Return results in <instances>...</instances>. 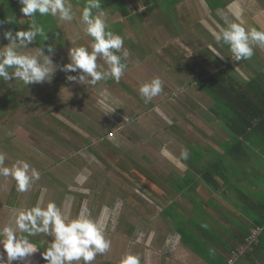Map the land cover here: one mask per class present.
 <instances>
[{
	"label": "crops",
	"instance_id": "1",
	"mask_svg": "<svg viewBox=\"0 0 264 264\" xmlns=\"http://www.w3.org/2000/svg\"><path fill=\"white\" fill-rule=\"evenodd\" d=\"M71 1L75 3L78 0ZM193 1H195L196 4H200L199 6L203 11L199 10L200 15L197 16L198 23L195 24H199L201 28H199V30L195 29V25H190V22L186 20L188 23V29H183L184 32L179 33L176 29L177 25L174 23L175 25H172H174L176 33H172L169 28H165L166 37L160 39V35L163 33L159 34L156 44V48H159L162 52L161 55L165 57L171 55L177 60L174 64L178 67H182L176 68L179 73H184V71L190 69L189 67L191 64H189V57L192 55L191 50H194L192 46L193 43L190 41L199 38L204 39L205 33H207L209 39L215 42L212 32H219L222 27H226L228 23L235 21L236 12L242 13L246 27H256L258 30L264 29V0H217L218 2H222L220 5L221 7L214 8L209 5L208 0H183L182 2L192 3ZM73 3L72 6L76 15L75 17L78 19L80 18V16H78V10H80L81 13L83 8H77L79 5L74 6ZM144 7H146V3L144 4ZM102 9L106 13V18L108 19L110 14L107 15V6L104 4V8L102 7ZM151 10L152 7L150 8V12ZM205 10L207 14H209L208 16H210V14L214 15L210 16L211 19L209 18L210 21H208V23H205V18L202 17ZM52 18L56 20L55 17ZM111 18L112 20L115 18L121 19L116 13L114 15L112 14ZM129 18H131V16H129ZM188 19L191 20L192 18ZM176 21L179 23V18H176ZM181 21H184V18ZM191 21L193 22V20ZM137 23H139V25L143 24L144 26V22H135L134 24H130L129 27L131 28L128 29H133V33L138 32L135 28ZM43 25H46V23L44 24L43 22ZM124 25L126 26V23H124ZM195 30L197 32H195ZM115 32L116 31H114V33ZM116 34L125 37L123 48L128 47L127 49H132L136 54L134 58H127V61H125L127 64H131L132 60L137 58L139 50L141 51L140 47L142 42L139 37L131 32L129 35H126L127 37L125 36L124 31H119ZM145 35L147 36L145 33L141 37L146 38ZM151 35L152 38L150 44H146V46H150V50H152V44H154V37H156L154 33ZM167 37L172 40H168ZM135 40H138L140 43L135 44ZM206 44L208 46L205 47V51H203L204 56L200 53L201 51L198 52L197 55L195 54L198 58L199 64V67L195 68V71L197 70L200 76H202L205 68L212 70L209 75L222 69L228 68L232 70V68H236L234 61L230 64L229 62H224L220 59L221 66L217 67L214 52L212 51V48H210V44L207 42L205 45ZM146 49L148 50H145L146 54L150 53V50L147 47ZM221 49L230 54L228 46H224ZM175 50L179 53L181 52L179 54L180 57L171 54H177V52H174ZM261 52L264 53V47L255 46L254 54L251 58L240 60L241 63L238 61L240 63L238 65L241 66L240 68H245L243 72L239 70L244 78L247 77L248 73L251 75L250 80L259 78L261 74H263V72L257 74L256 68L249 66V64L254 65L255 63H259L260 66L264 68V54L260 55ZM261 56H263V58H261ZM214 68L217 69L214 70ZM59 71L60 73H65L60 69ZM143 72H145V69L143 68L142 70L141 68H127L118 82L120 84L118 87L130 90L131 92H134L135 95L137 94L138 96L134 99L136 101V107L133 105L134 111H137L140 115L147 114L149 117V120L146 121L149 123V130L152 136L141 134V138L144 136L148 137L145 139V143L140 146V149L147 150L155 157V154H158L155 143V140L159 141V139H155L157 136L160 137V142L166 143V146L172 155L170 156L173 157L177 150L170 147V144L168 143V138H170L168 133L170 135L172 133L167 129L175 124L173 116L167 114V108L163 109L165 114L162 112V106L166 105L161 104V102L165 99H161V96L154 98L152 106L143 109L141 108L142 105L140 103L145 104V102L140 98L139 92H135V89L138 90L143 83L141 77ZM150 75L152 76L151 73ZM151 76L150 79L153 77ZM157 76L161 77L159 74H157ZM207 76L208 75H206V77ZM176 78L179 80L181 79L178 75ZM205 78L201 77L199 82ZM163 82H165L163 88L170 90L169 93H167L166 90V93L164 90L160 93L164 96L173 93V88H175V91L181 88V86L178 85V80L175 79V76L171 78V80L168 79ZM66 84L67 83L65 82L64 85ZM44 88H46V86H44ZM197 93L200 96L206 97L207 95L201 91ZM191 94L194 98L197 97L200 100L202 99V102L205 101L203 98L196 96V93L193 94V92H191ZM56 100H58L56 103H59L60 101L64 102L62 97L57 98ZM212 101L213 105L211 108L208 109L206 114L205 112H201L202 115H200V117L204 120L207 119L212 123L213 129H210L209 131L214 132L212 137H214L215 145L200 146L196 144H187V147H185L189 151V157L185 160L186 163L180 162L177 164V161H173L172 159L166 160V157L162 154L161 158L164 160H162V163H158L160 167L157 165V162L151 164V168L150 166L148 168L145 166L143 167L141 166V162H133L131 160H120L115 162V156L118 152L116 149H121L128 142L129 136L127 135V132L122 135L120 132L122 133L124 129L120 132L118 131L115 134V137H117V135L119 138L122 136V138L125 139V142L122 143L121 138L119 140H115V138L113 139V143L108 142L110 143V147L111 145L114 146L111 148L105 147L107 140L113 141L111 140L112 138H108V133L112 130L114 132L117 127L110 122L111 120H107L106 125L109 126L111 131L103 132L101 130L98 132V138L96 139L97 144L99 145H97L98 149H90V160L87 159L85 161V166H83L84 168L80 171V186L76 189V192L79 197H81L82 204L84 202L87 204L91 215L96 218L103 213L107 219V225L109 226L115 223L117 217L121 218L125 214V212H123V206L124 202L128 201L129 208L134 212V215L128 216L131 218L130 222L133 223V226L135 227L128 228L129 231L132 230L130 233L134 234L132 236V241H128L126 246L122 244L126 239L125 237L119 236V238H116L118 239V243L121 244L119 245L121 251L118 252L120 254V259L125 253L131 252L140 257V264H227L230 250L232 248L240 247L242 241L245 240L246 234L253 229V226L255 225L254 217L248 212L245 213V210L243 209L248 208V205H246L248 198L249 200L255 199V195L253 194L257 190L254 178L256 179V177L260 175L264 177V152H257L259 153V156L256 153L258 158L249 157L250 159L246 162L239 163L240 167H237L230 162L232 168L239 169L242 174V182H239V186L242 187V190H236V194H238L237 199L242 202V207L239 206L240 209L238 207L235 208V204L234 207H232L233 203H231L230 199L233 198V195H229L227 192V188L230 187V173H227L228 169L226 166V161H231V157L228 154L229 149H226L227 143L231 140V133L228 132L224 124L220 121V117L216 118L212 115L214 100ZM45 102H47V100ZM170 102H173L172 104L175 103L171 98ZM130 104L132 105L133 102ZM167 105L170 104L167 103ZM56 107L58 106L55 104V109L49 108L45 115L41 116V119H32L34 115L33 113L39 111V109L34 110L33 113L29 112L31 115H27L25 112L21 113L20 111L11 116L10 121L16 122V124L13 123L15 124V127L12 129L8 126V130L14 133L15 129L16 135L15 133L14 135L17 140L10 139V141H8L5 139V136H3V133L0 132V152L6 154V166L10 167L17 159L26 158V153L29 152L25 149L28 147V145H26L27 140L36 143L35 140L40 134L47 136L46 131L57 132L59 129L62 130V127H68V121L64 118L65 113H62V111L58 112ZM129 107L131 106H121V112L117 113V117L120 120L124 119V114L127 112L129 113L127 110ZM150 109L152 111H149ZM156 109L159 110L157 111ZM23 119H28L30 121L24 123ZM160 122L165 123V125H160ZM8 130L6 132H8ZM187 131L188 130L186 129L185 133ZM177 132L179 131L177 130ZM14 135L11 138H13ZM71 135L73 136L74 133H71ZM180 135L185 137L179 132V136ZM101 136H104V138H101ZM89 138L90 137L87 136L85 140L87 143V151H89ZM4 142L9 145L4 146ZM17 142H19L20 145H23L24 150L17 152ZM10 145H12L13 148H11ZM194 152H196L198 156L197 161H193L190 158V155ZM53 153L56 155L57 150H53ZM128 153H132L131 155L134 154V152L130 151ZM205 155L209 157V160L203 158ZM110 158L113 160H111V164L108 165L107 163ZM254 159L257 160V162H254ZM259 161L261 162L259 163ZM196 166L199 169L197 171L195 169ZM163 167L164 169H162ZM125 171L133 177L127 178L124 173ZM174 173L180 174L182 180L176 181L170 177ZM191 173H194L195 180L193 179V176H191ZM206 175L208 176V179L206 178ZM236 176H239L238 172ZM210 178L213 179V182L209 181ZM94 184L100 185L101 191L98 192L95 197H91L89 187ZM43 187L45 188L47 186L43 185ZM240 191L247 195L246 200L242 197ZM73 196L76 199L78 198L76 195ZM38 199H42L44 205L53 200L49 197V194L45 189L35 191V186H32L25 193H20L16 191V182L13 178L0 176V228L10 222L17 209L21 207L30 208ZM19 201L23 203L21 206L19 205ZM89 201L91 202L89 203ZM145 202L148 203V205ZM59 203H63L61 204V207L69 215L72 213L74 202H70L67 198V200H60ZM89 205L91 208H89ZM223 212L225 214H223ZM146 217H148V219H146ZM126 231L127 230L124 232ZM31 239L41 247L40 251L31 258L32 264H46L41 257V252L44 251L48 240H51V238L38 235ZM0 251H2V245H0ZM119 262L120 260H118V264ZM13 264H17V262H13ZM235 264H264V238L261 240V244L257 247L254 254L239 259Z\"/></svg>",
	"mask_w": 264,
	"mask_h": 264
},
{
	"label": "rangeland",
	"instance_id": "2",
	"mask_svg": "<svg viewBox=\"0 0 264 264\" xmlns=\"http://www.w3.org/2000/svg\"><path fill=\"white\" fill-rule=\"evenodd\" d=\"M16 1L18 0H13L12 2H10V0H0V21H6L7 18L12 19L13 21V24L5 23L3 26H0V46H4L8 43V40L4 39L3 37V31L8 29H13L14 31L27 30L28 28L27 17L24 16V14L19 16L17 15V17L15 15L18 12H21V5L17 4ZM182 1L183 0H151V2L150 0H101V5L103 7L104 4L105 6H107V15L110 14V17L108 19L106 18L108 28L113 32L116 31L115 33L124 31L125 36L129 35L131 32L132 34H135L137 37H139L140 41L142 42V48L140 47L141 51L139 50L140 54L137 50V58L133 59L131 64H127V68H141V70L142 68L145 69V72H143L141 76L143 79V83L147 80H150V73L153 77H159L157 76V74H159L161 76L159 78L162 81H166L168 79L171 80V78L175 76V79L178 80V85L182 88L177 89L176 91L175 88H173V93L168 94L167 96L159 94L158 96L154 97L157 98L161 96V99H165L163 100V102H161V104L166 105L162 106V112L163 114H165V111L163 109L167 108V114L173 116L175 125L170 126L169 129H167L170 133H172L171 135L168 133V136H170V138H168V143L170 144V147L175 148L177 151L174 153L173 157H171L172 155L166 157V160L172 159L173 161H177L181 157V151L182 149H185L187 147V144H196L200 146L215 145L213 139L214 137H212L214 135V132L209 131L210 129H213L212 123L207 119L204 120L202 117H200V115H202L201 112H205V114L208 112V109H210L213 105V101L207 95L205 97L200 96L197 93L200 92L197 87L199 80L201 79V77L205 78L206 75H209L212 70L205 68L202 76H200L197 70L195 71V68L199 67L198 58L196 56L197 53L201 51L200 53L202 54V56H204L203 51H205V47L208 46L207 44L205 45V43L207 42L210 44V48H215L220 53V55L224 57L221 58L220 56H216V54L214 53L215 62L217 61V67L221 66V61H227L230 64H232V62L234 61L236 68H232L233 72L242 75L239 70H241L242 72L245 70V68H240L241 66L238 65L241 63V61L239 63L238 61L233 60L231 58V53L229 54L228 52L222 50L219 45H217L213 40L209 39L207 33H205L204 39H200L198 37L199 39L190 41L193 43L192 46L194 50H191L192 55L191 57H189V64H191V66L189 67L190 69L188 71H184V73H179L176 70V68L182 67H178L174 64L177 61L174 57H172L171 55H169V57L161 55L162 52L159 48H156V44L159 34L163 33L162 35H160V39L166 37L165 28H169L172 33H176L174 28V25L176 24L177 31L179 33H183V29H188V23L186 22V20H188L190 22V25L192 26L198 23L197 16L200 15V4H196L195 1H193L192 3ZM208 1L209 5L212 7H215V5L218 3L217 0ZM70 2L71 4L73 3L71 0ZM145 3L146 7H144ZM73 5H79V7L77 8H83L85 6V0H78L77 2L73 3ZM151 7L152 10L150 12ZM115 13L117 14V16L121 17V19L115 18L112 20V14L114 15ZM80 15V10H78V16ZM208 15L209 14H207L205 10V13L202 16L203 18H205V23H208V21H210V16H214L212 14H210V16ZM129 16H131V18H129ZM176 18H179V23L176 21ZM183 18L184 21H181ZM188 18H192L191 20H193V22ZM43 22L44 24L46 23V25H44V29L45 32L48 33V40L44 43L43 38L38 37L37 41L30 44L29 47L31 48L26 49V51L35 54L38 52L39 48L45 47V52L46 54H48L47 46L52 45L54 50L51 53V57L53 63L57 65V71L54 73L53 78L50 82L29 84L28 86L19 80L6 82L2 78H0V132L3 133V136H5V139L8 141H10V139H14L15 141L17 140V138L15 139V129L14 135L12 131L8 130V126L11 129L15 127L16 122L10 121V118L13 114H16L20 111L21 113L25 112L27 115H31V113L29 112L33 113L34 110L39 109V111H35L33 113L34 115L32 119H41V116L45 115L49 108L55 109L56 104V106H58L56 107L57 111H62V113H65L64 118H66V120L68 121V127H62V130L59 129L57 132L46 131L47 136H43V134H40L39 132L40 135L35 140L36 143H34L33 141L32 143L31 141L27 140L28 143L26 142V145H28V147H26L25 149L29 152L26 153L27 156L25 160H27L41 174L40 179L38 181H35V183L32 185L35 186V191L45 189L48 192L49 197L53 199L52 201H55L58 206H61V204H63L59 203L60 200H67V198L70 200V202H74L72 213L70 214V216L74 217L79 212L82 205L80 199L81 197H79L76 192V189L80 186V171L84 168L83 166H85V161L87 159L90 160V149H98L99 145L97 144L96 140L98 138V132L101 130L103 132L111 131V129H109V126L106 125L107 120H111L110 122L117 127L114 132L113 130L110 132L114 134L113 137H109L110 133H108V138H112L111 140L115 138V140H119L121 138V142L124 143L125 139H123L122 136H120V138L118 137V135V138L115 137V134L118 131H122L123 129L124 130L122 131V133L120 132V134L123 135L127 132V135L129 136L126 145H122L123 147L121 149H116L118 152L117 155L115 154V162L120 160H131L133 162H141L142 165H140L147 168L149 166L151 168V164L157 162V165L159 166L158 163H162V160H164L161 158L160 150L161 147L166 146V143L160 142V137L156 136L155 139H159V141L155 140L158 150V154H155L156 158L147 150L140 149V146L145 143V139L148 137L144 136L143 138H141V134L151 135L149 130V123L146 121L149 120V117L147 114L141 113L142 115H140V113L134 111L133 105L136 107V101L134 99L138 95H135L134 92H131L130 90L119 88L118 86L120 84L116 80L110 78L107 80H101L97 82L96 85H92L90 83L84 85L76 82H69L66 79L67 74L60 73L59 66L67 64L69 62L68 49L70 47H77L80 45L90 46L93 42L92 38L87 36L83 32L84 26L80 23V18L77 19L75 17L73 21L67 22L60 21L58 18L54 20L50 15L41 17L39 16V14H37V23L43 25ZM135 22H144V26L143 24L139 25V23H137V26L135 28L138 32L133 33V29L131 30L128 28H131L129 27L130 24H134ZM124 23H126V26L124 25ZM199 28H201L199 24L195 25V29L199 30ZM195 32L197 31L195 30ZM145 33L147 34V36L145 35L146 38H142L141 36ZM153 33L156 37H154L152 50H150V46H146V44H150V40L152 38L151 34ZM169 37H167V39L172 40ZM139 43L140 42L138 40H135V44ZM146 47L150 50V53L148 54H146L145 51L147 50ZM127 48L128 47L123 48L119 54L122 55L123 51L127 50L129 53L127 58H134L136 54L132 49L130 50ZM174 52H177V54H171L180 57L179 54L181 52L179 53L177 50H175ZM263 54L264 53L261 52L260 55ZM261 58H263V56H261ZM97 63L104 64L105 68L108 67L101 57H98ZM249 66L255 67L257 74H261L262 72L264 74V68L261 67L259 63H255L254 65L249 64ZM215 69L217 68H214V70ZM69 74L76 75V73ZM177 75L179 76V78H181L180 80L176 78ZM250 76L251 75H249L248 73L246 79L250 80ZM65 82L67 83L66 85H64ZM44 86H46V88H44ZM163 90H166L167 93H169L170 91L166 88H163ZM137 91L138 90L135 89V92ZM102 92L107 93V95L109 96V99L106 101V103H109L111 105V107L114 109L113 112L106 113L99 107L98 101L102 99ZM191 92H193V94L196 93V96L203 98L205 101L202 102V99L200 100L196 96V98H194ZM61 97L62 99H64V102L60 101L59 103H56L58 101L56 99ZM167 97L169 98V100ZM170 98L173 99V101L175 102L174 104H172L173 102H170ZM153 99L151 100V102L147 103V105L140 103L142 105L141 108L144 109L145 107H151ZM46 100L47 102H45ZM132 102L133 104L131 105L130 103ZM167 103H169L170 105H167ZM122 105H130L131 107L127 108L129 113L127 112L126 114H124V119L120 120L117 117V113L121 112L120 110L122 109ZM149 111L152 110L150 109ZM212 115L218 118V115L213 114V112ZM23 120L24 123H28L30 121L28 119ZM159 124L165 125V123L162 122H160ZM176 129L185 137H182L181 135L179 136V132H177ZM186 129L188 131L185 133ZM7 130L8 132H6ZM71 133H74V135L72 136ZM13 135L14 137L11 138ZM87 136L90 137L89 151L86 150L87 143L85 142V140ZM101 138H104V136H101ZM108 142L113 143L114 140L106 141L105 147L111 148L113 145H111L110 147V143ZM3 144L4 146L9 145L6 144V142H4ZM10 146L11 148H13L12 145ZM16 146L18 148L17 152H19L20 150H24L23 145H20L19 142H17ZM53 150H57L56 155L53 153ZM129 151L134 152V154L131 155L132 153H128ZM190 156L193 161H197L198 156L196 152L192 153ZM203 158L208 159L209 157L205 155ZM111 160L113 159L110 158L109 162L107 163L108 165L111 164ZM180 162L186 163L185 160L182 159L180 160ZM226 166L228 169L227 173H230V187L227 188V192L229 195H233V198L230 199L231 203H233L232 207H234L235 204V208L238 207L240 209L239 206L242 207V202L238 201L239 199H237L238 194H236V190L242 188L241 186H239V182H242V174L239 169L231 167V163L229 160L226 161ZM162 169H164V167ZM195 169L196 171L199 170L197 166L195 167ZM237 172L239 173V176H236ZM124 173L126 174L127 178L133 177L126 171ZM191 176H193V179L195 180L194 173H191ZM170 177H172L176 181L182 180V176L178 173H174ZM254 182L257 191L253 195L264 196V177L262 175L257 176L256 179L254 178ZM43 185L47 187L44 188ZM100 191V185L94 184L93 186L89 187L91 197H95V195ZM72 194L76 195V197L78 198L76 199ZM90 202L91 201H89V203ZM22 204L23 203L19 201V205L21 206ZM146 204L148 205V203ZM89 208H91L90 205ZM123 208V212H125V214L121 218L117 217L115 223L111 226L108 225L107 227L106 236L111 241L110 250L107 253L98 254L92 264H118V260H120V254L118 252L121 251L119 245L121 244L118 243V239L116 238H119V236L125 237L126 239L122 243L125 246L128 244V241H132V236L134 233L131 234L130 232L132 230L129 231L128 228L135 226H133V223L130 222L131 218L128 215H134V212L129 208L128 201L124 202ZM243 210H245V213H247V209ZM223 214L225 213L223 212ZM146 219H148V217H146ZM125 230L127 231L124 232ZM80 264H83V261H81Z\"/></svg>",
	"mask_w": 264,
	"mask_h": 264
},
{
	"label": "clouds",
	"instance_id": "3",
	"mask_svg": "<svg viewBox=\"0 0 264 264\" xmlns=\"http://www.w3.org/2000/svg\"><path fill=\"white\" fill-rule=\"evenodd\" d=\"M18 2L21 13L27 17L28 28L3 31V37L8 43L0 46V78L6 82L19 80L27 86L50 82L57 71V65L51 57L54 50L52 45L47 46L48 54L45 47L39 48L35 54L27 52L26 49L31 48L29 45L37 41L38 37L43 38L44 43L48 40V33L37 23V14L70 22L75 19L73 6L70 0ZM5 23L13 24V21L7 18L6 21H0V26ZM80 23L84 26L83 32L93 42L90 46L80 45L68 49L69 62L59 66L67 74V81L96 85L101 80L111 78L119 82L128 67L125 61L129 53L124 50L122 55L118 54L123 49L125 37L108 28L101 0H85ZM212 35L221 48L228 46L231 58L235 61L251 58L255 46L264 47V29L246 27L241 12L235 13V21L222 27L219 32H212ZM212 51L216 56L224 58L215 48ZM98 57L103 59L107 68L104 64L97 63ZM163 87L164 82L159 77H153L141 84L138 89L139 96L147 104L163 91ZM101 96L102 99L98 101L101 110L106 113L113 112L111 105L106 103L109 99L107 93L102 92ZM160 151L165 157L171 155L167 146L161 147ZM188 157V149H182L177 164ZM6 159V154L0 152V176L13 178L16 191L25 193L40 179V172L27 160L17 159L9 167L5 165ZM107 227L105 215L102 213L94 218L86 203L72 217L55 201L44 205L42 199H38L30 208L17 209L10 222L0 228V264H32L31 258L41 247L31 238L38 235L51 237L41 252L46 264H80L81 261L83 264H92L98 254L107 253L111 248V241L106 237ZM119 264H140V257L127 252L121 257Z\"/></svg>",
	"mask_w": 264,
	"mask_h": 264
},
{
	"label": "trees",
	"instance_id": "4",
	"mask_svg": "<svg viewBox=\"0 0 264 264\" xmlns=\"http://www.w3.org/2000/svg\"><path fill=\"white\" fill-rule=\"evenodd\" d=\"M12 1L10 0V2ZM16 3L19 4L18 1ZM221 3L219 1L215 7H221ZM15 15L17 17L22 13L18 12ZM42 26L44 27V25ZM197 87L214 100L213 114H217L218 118H221L220 121L231 133V140L226 145V149H229L228 154L231 157L230 162L240 167L239 163L246 162L251 157L258 158L259 153L257 152H264V74L259 78L247 80L242 75L227 68L208 75L198 83ZM254 162H257V160L254 159ZM206 178L208 179L207 175ZM209 181L213 182V179L210 178ZM241 194L246 200L247 195L244 192H241ZM246 205H248L247 212L254 217L255 225L253 229L264 227V196L257 195L254 200L248 198ZM251 231L246 234L245 240L251 235ZM263 238L264 231L259 237V244L253 247V251L239 257L236 262L241 258L254 254ZM245 240L242 241V245ZM240 247L232 248L230 255Z\"/></svg>",
	"mask_w": 264,
	"mask_h": 264
},
{
	"label": "built area",
	"instance_id": "5",
	"mask_svg": "<svg viewBox=\"0 0 264 264\" xmlns=\"http://www.w3.org/2000/svg\"><path fill=\"white\" fill-rule=\"evenodd\" d=\"M113 135L114 134L110 133L109 137H113ZM263 231L264 227H256L252 229L251 235L246 238L245 243L238 250L231 253L228 264H234L239 257L253 251V247L259 244V237Z\"/></svg>",
	"mask_w": 264,
	"mask_h": 264
}]
</instances>
